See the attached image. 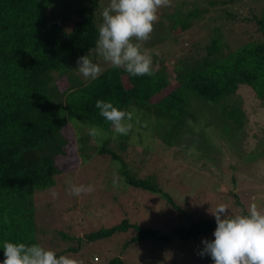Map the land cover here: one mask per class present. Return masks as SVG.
I'll use <instances>...</instances> for the list:
<instances>
[{"label":"trees","instance_id":"16d2710c","mask_svg":"<svg viewBox=\"0 0 264 264\" xmlns=\"http://www.w3.org/2000/svg\"><path fill=\"white\" fill-rule=\"evenodd\" d=\"M59 1L0 0V261L4 259V241L41 244L36 194L56 186L57 176L63 173L59 159L72 155L70 144L75 147L69 143L75 137L73 128L80 132L79 143L86 142L81 137L89 125L109 135L114 133L99 115L97 100L110 101L121 110H137L143 117L154 116L157 137L172 146L196 120L191 103L194 101L188 99V94H196L204 103L222 104L224 124L236 120L241 129L245 113L227 100L245 86L264 102V0H207L208 5L203 0L185 2L176 21H171L174 32H188L206 14L212 15V25L203 29L200 43H189V53L174 63L173 78L168 63L152 50L163 39L151 38L144 47L151 50L154 76L132 77L110 66L96 80L86 81L74 73L72 63L95 48L103 0H63V6L58 8ZM71 6L73 11L69 13ZM242 26L243 40L238 42L235 39L239 33L235 32ZM178 38L174 40L179 42ZM62 79L66 80L65 86ZM173 81L177 87L163 93ZM159 94L163 97L156 101ZM202 106L205 111L210 108ZM119 138V147L125 151L123 141L129 136ZM99 153L120 163L121 181L127 186L159 195L168 206L184 212L154 178H141L130 171L126 159L108 147L107 141L101 144ZM231 197L233 208L241 207L240 214L246 213L239 195L231 193ZM188 216L187 225L175 227L170 233L135 226V236L123 244L121 252L143 241L169 245L176 238L185 242L211 238L215 219ZM130 227L128 219H124L116 226L87 233L84 238L60 231L61 238L70 244L57 254L85 257L90 243L109 240ZM94 259L100 261L93 255L90 264H95ZM107 261L127 264L119 256Z\"/></svg>","mask_w":264,"mask_h":264},{"label":"rangeland","instance_id":"374dc122","mask_svg":"<svg viewBox=\"0 0 264 264\" xmlns=\"http://www.w3.org/2000/svg\"><path fill=\"white\" fill-rule=\"evenodd\" d=\"M187 1L172 0L171 7L160 9L159 19L151 34L152 40L163 39L152 50L168 63L172 78L174 63L189 53L191 43H200L204 36L203 29L212 25V15L206 14L198 20L197 27L192 25L188 32H174L176 28L171 27V21H176L182 5ZM203 1L208 5L207 0ZM63 2L59 1L58 8L63 6ZM108 3L109 0L102 1V11ZM189 3H195V0H189ZM72 11L73 6L67 9L69 13ZM243 28L235 32L239 33L235 39L238 42L243 40ZM253 28L251 32H254ZM169 35L170 38L165 39ZM257 35L259 39L262 38L259 33ZM177 37L179 42L174 40ZM90 58L96 63H100L101 59L103 61L95 48ZM100 64L104 70L110 67L104 61ZM72 66L76 70L77 61ZM74 73L85 80L76 71ZM124 79L127 80V77ZM61 84L65 86L66 80L62 79ZM126 85L129 87V83L126 82ZM176 87L173 81L163 93ZM188 96L190 101H194L191 103L196 120L182 131L173 146L157 137L155 117H143L137 110H134L129 139L123 141L125 151H121L118 144L121 140L115 133L109 135L102 129L104 135L93 140L84 128L86 135L81 138L86 142L79 143L80 132L73 128L75 137L69 143L75 147L71 148L70 144L72 155L59 159L63 173L57 176L56 186L36 194V222L41 245L61 251L70 243L61 238L60 231L84 238L87 233L101 227L116 226L128 219L131 227L127 231L117 233L101 243H90L84 251L85 257L81 254L76 257L71 255L80 264H90L93 255L100 258L99 262L94 259L95 264H107V258L114 256L122 257L127 264H214L211 257L200 255L204 247L202 241L213 240V234L211 238L201 237L197 242L176 238L169 245L160 241H143L121 252L123 244L135 236V226L158 228L170 233L175 227L187 225L189 214L215 219L210 210L215 211L219 204H226L231 213L240 214L242 208H233L231 193L239 195L246 211L253 202L264 210V102L256 97L251 88L245 86H241L227 100V103L235 104L245 113V125L241 129L236 120L230 121V125L224 124L226 114L222 111V104L204 103L196 94ZM162 97L163 94H159L155 100ZM204 104L210 106L206 111L202 106ZM105 141L108 147L126 159L130 171L136 172L141 178H154L183 207L184 212L168 206L159 195L133 189L121 181L118 170L120 163L99 153ZM70 184L94 185L95 191L76 197L68 194ZM53 189L58 193L55 198L51 193ZM72 245L75 247L77 243Z\"/></svg>","mask_w":264,"mask_h":264},{"label":"clouds","instance_id":"9594fccd","mask_svg":"<svg viewBox=\"0 0 264 264\" xmlns=\"http://www.w3.org/2000/svg\"><path fill=\"white\" fill-rule=\"evenodd\" d=\"M172 0H109L98 25L95 52L114 69H123L132 77L155 74L151 50L144 47L151 38L159 11L171 7ZM88 54L78 58L75 70L85 80H96L104 71ZM95 107L117 136H128L133 129L134 110H121L110 101L97 100ZM93 140L104 135L96 125L86 127ZM115 138V136L113 137ZM95 191L94 185L70 184L68 194L79 197ZM55 198L58 193L51 190ZM214 216V239H204L201 256L211 257L214 264H264V210L251 203L246 213L233 214L226 204H219ZM4 259L0 264H80L71 254L39 243L3 242Z\"/></svg>","mask_w":264,"mask_h":264}]
</instances>
